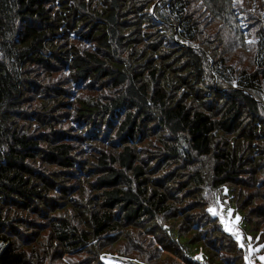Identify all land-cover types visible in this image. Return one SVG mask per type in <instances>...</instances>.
<instances>
[{"label":"trees","instance_id":"obj_1","mask_svg":"<svg viewBox=\"0 0 264 264\" xmlns=\"http://www.w3.org/2000/svg\"><path fill=\"white\" fill-rule=\"evenodd\" d=\"M150 2L0 0V264H46L54 258L50 264H82L68 256L84 251L90 264H100L104 257L122 264H247L244 248L218 222L216 230L210 228L215 230L211 238L204 221L199 229L189 219L185 226H170L167 233L156 226L162 249L157 243L151 250L137 244L134 258L127 250L108 253L100 244L102 238L119 236L124 226L133 224L144 226L135 236L127 232L129 241L138 242L157 214L174 210L168 200L177 199V189L168 186L169 173L153 178L137 158L139 149L133 145L141 141L140 118L151 116L158 130L170 133L172 138L161 133L158 141L167 158L203 163L190 170L196 189L205 182L208 158L215 164L210 175L214 187L247 186V174L256 178L264 168V13L254 18L258 28L250 44L242 37L248 26V19L241 16L243 1L232 5L231 0H158L149 13ZM258 2L264 7V0ZM130 13L135 19L132 28ZM144 20L157 26L151 31L156 42L145 41L148 56L158 61L165 52L175 53L185 61L189 76L176 71L174 83L164 84L158 79L164 66L137 60L140 71L135 60L122 58L123 48L132 57L136 45L145 40L140 25ZM220 34L223 47L224 41L227 47L240 41L248 48V57L240 54L237 61L228 60ZM244 60L250 64L242 69L233 66ZM202 72L207 83L200 94L190 75ZM214 85H223L228 90L225 96L220 97ZM70 86L82 90L74 103ZM106 86L109 91L101 93ZM175 89L184 90L177 100L172 98ZM201 97L199 109L195 103ZM72 121L79 128H73ZM92 129L94 140L107 141L108 147L87 155L81 143L89 140ZM104 132L111 134L112 142L104 139ZM134 136L139 137L137 142ZM84 165L89 170L75 184L76 173L68 169L87 168ZM259 185L256 189L263 187ZM90 189L91 197H83L82 190L88 194ZM194 192L188 204H199L205 220L204 202ZM235 198L230 205L245 221ZM189 205L185 211L191 215ZM193 226L204 232L193 235L198 230ZM261 233L256 235L264 242ZM167 247L176 263L159 259ZM217 251L226 255L225 260Z\"/></svg>","mask_w":264,"mask_h":264},{"label":"rangeland","instance_id":"obj_2","mask_svg":"<svg viewBox=\"0 0 264 264\" xmlns=\"http://www.w3.org/2000/svg\"><path fill=\"white\" fill-rule=\"evenodd\" d=\"M244 2L245 7L244 8V12H242L241 16H243V18L245 17L246 19H248V26L245 29H242L244 32H242V37L244 38V42L245 43H249L248 41H253L255 40V36H254V31L256 30V28H258V21H256L254 18H257V14L258 12L260 13H264V7L260 6L258 0H231L232 5L234 4H238L240 2ZM251 1V2H249ZM158 2V0H151L150 2V6L148 9V12L151 13L152 12V6L154 4H156ZM242 2V3H243ZM246 3V4H245ZM238 6V5H237ZM132 13H130L129 15V23L131 28L134 27V20L132 19ZM244 18V19H245ZM225 21L227 22L226 25L227 27L230 25L231 20H229V15L228 17L225 18ZM141 27L146 31V36H145V40H142L139 42V44L136 45V52L134 53V55L132 57H128L127 56V52L125 51V48H123V52L121 54V56H125L122 58H126L127 60H135L136 62V68L141 70L142 67H140L138 64L139 62L137 60H147V61H151L152 64L157 65L158 68H161L164 66V70H159V76L158 79L160 82L167 84V83H174L175 76H177L176 71L180 72L181 76H189V74L187 75V71H184L185 69V61L184 60H180L179 58H177L176 56H173L175 53L172 52H165L166 57L162 58V59H158V61H156L155 58H151L150 56H148V54H150V51L146 48L145 46V41L147 43H152L156 42V38L153 36L154 33H152L151 31L155 32V30L157 29V26L155 25V23L152 20H148V21H142L140 23ZM228 28H224L222 30L223 34L226 35L229 39V43L230 42V38H229V34H226V32L224 30H227ZM151 35V36H150ZM150 36V37H149ZM153 36V37H152ZM238 39H239V35L236 34L235 35ZM152 37V38H151ZM221 37V34H220ZM149 38V39H148ZM132 39H134V37H132ZM223 38L221 37V45L223 47V42H222ZM135 41V39L133 40V42ZM250 43V44H252ZM206 45H211L208 43H205ZM241 42L238 41V44H236L235 46L232 47H227L225 41H224V49H223V53L224 56L228 57V60H232V61H237L236 59L240 58V54H243V58H247L248 55L247 53H249L248 48L243 47L240 45ZM201 46V44H200ZM199 46V47H200ZM161 50V49H160ZM225 58V57H223ZM132 59V60H131ZM122 60V59H121ZM239 61V60H238ZM248 60H244V62H240L239 64H233V66H235L236 69H242L244 66L250 64V62H247ZM161 62V63H160ZM172 62V63H171ZM247 62V63H246ZM160 63V64H159ZM206 65V64H205ZM63 76H66L67 71L63 70ZM175 74V75H174ZM60 75H57V77H59ZM143 76H146V74L144 73ZM179 77V76H178ZM145 78V77H143ZM190 78L192 79V82L194 83V87L197 88V91L201 94L202 93V89L205 88V84L207 83V81L205 80L206 75L204 72H202V74H193L190 75ZM191 79H188V81H191ZM166 81V82H164ZM184 88H188L187 87V83L186 85H183ZM200 86V87H199ZM209 86V84H208ZM215 86V85H214ZM218 86V87H217ZM215 86L219 92H220V97L221 96H225L226 88H224L223 90V85H217ZM64 87L66 88V90L68 89L67 85H64ZM177 90V89H175ZM180 90V89H179ZM177 90L176 93L172 94V98L174 99H178L180 97V93L183 92L184 90ZM212 90V89H211ZM105 91H109L108 90V86L105 87V90H101V93H105ZM81 91L77 90L76 88H73L70 86V95L72 102L74 103L75 100L74 98L77 97L80 94ZM73 93V94H72ZM82 94H88L87 92H84ZM94 95L92 96H96V94H98V91H96V93H93ZM219 96V95H218ZM197 98V97H196ZM206 98V97H204ZM190 99V98H189ZM202 97L201 99H197L195 104H200L199 102H202ZM224 99V98H222ZM221 100V99H219ZM204 104L209 103V102H203ZM223 103V101H222ZM210 104V103H209ZM208 104V106H209ZM125 106L122 108V111L125 110ZM202 108V105L199 107V109ZM261 112V111H260ZM121 113V112H120ZM118 117H120V115H118ZM154 118L151 116H146L144 118H140V129L142 130V134H140V139L141 141L137 142V136H134L133 140L135 143V148L139 149V152L137 154V158L140 161V164L143 166V168L145 169V171L147 173H151L150 175L155 178L156 176H159L161 174L164 173H169V175L171 176L170 178L171 181L168 182V186L173 188L174 186H176V195H177V199L175 201H173L172 197H168L169 203H173L172 205V211L166 212L167 214H157L155 216V218L157 220L154 221V224L152 223L151 228L147 229V230H143L145 233L144 239L139 238L138 242H136V240H132L129 241V239L131 237H129L127 232H134L133 236L138 234V230H142V228L144 227L143 225H131V226H124L121 230L122 233L119 236H116L114 234L110 235L107 238H102L100 244L103 245V250H108L110 253V251L117 255L121 254L122 252H125V250H127V252L129 253V255L131 257H136V252L137 250H135V246L137 244H139V246H141V248H148V249H153L155 248L156 243L158 244V240H159V233L158 230L155 231V228L160 227L161 230L165 231L167 233V230L170 229L171 227H182L183 225L185 226V222H189L190 220H194L195 224L199 227V229L202 227V224L204 226V222L206 223V228L207 230L209 229V232H207L208 234H206V236L210 235V238L213 237V231H215L217 229V225L216 223L218 222V224L220 223V220L218 217H213L210 213H208L207 209L209 207H217V201H219L224 209H232L233 210V214H232V220H235L236 216L240 217V220L238 222V224L236 225L237 230L240 231L242 233V238H243V243L245 245L244 247V251H245V256L249 255V248H259L260 245H264V242L259 241L258 240V236L256 234L261 233L262 231L264 232V168L261 167L259 168V172L257 173L256 178H253L252 176H254V173H249L247 174L246 178H249V182L247 186H236L235 183H230V185L228 186H232L233 189L230 187H227V185H222V186H218V187H214V185H212V180L213 178L210 176L213 173V168L215 166V164H213V160L211 159L209 161V158L206 161V165L204 166V175H205V179H204V183H202V185L199 188H195L192 184L191 181V174L190 173L191 169L194 170L196 167H201L203 166V163L200 160H194L193 162H176L173 159L167 158L165 155V151L166 149L164 148L162 143H159V138L161 136V133H163L162 135H164V137H168V138H172V136L170 135L169 132H166V130H158L156 127V122L153 120ZM71 125L74 126L73 128H79V125H77V123H75L74 121L71 122ZM94 129H92L90 131V138H88L89 140H87V142H82L81 143V147L83 149V151L89 155L91 152L94 153V149L95 148H99L100 146L108 147V145H106L107 141H103L100 140L101 142L95 141L94 139V133L93 132ZM106 132H104L103 134L105 135ZM74 134V133H71ZM81 133H79L80 135ZM102 134V135H103ZM108 134V133H107ZM105 135V140H110V142H112V136L111 134L109 135ZM103 139V138H101ZM96 146V147H95ZM112 148H108V150H111ZM79 158V156H77ZM85 158V157H82ZM209 161V162H208ZM208 162V163H207ZM79 166V165H78ZM75 167L73 169H68V171L72 172L73 175L76 173L75 179L73 182L78 183L77 179H82L84 178V174H86V170H89V165H84L87 168H79V167ZM76 170V171H75ZM185 170V171H184ZM190 173L189 175L186 173ZM252 177V178H251ZM88 178V177H85ZM93 178V177H92ZM80 180V181H82ZM72 181V180H70ZM93 181V179L91 180ZM260 182V185L257 183ZM261 186L263 185V187L256 189L257 185ZM262 182V183H261ZM71 183V182H70ZM72 184V183H71ZM255 184V186H254ZM181 186H184V188L182 189V191H179ZM87 189V188H85ZM226 189V192H225ZM199 193L198 196H200V200H202V202H204V208L203 209L205 212V220H201V215L199 212V204L198 205H194L191 206L188 204V202H191V200L195 197L196 191ZM84 193L82 194L83 197L87 196V197H91L92 194V189H90L88 191V194L85 190H82ZM90 192V193H89ZM95 192V191H94ZM235 200H237V204L238 206H241L242 211L244 212L245 216H246V220L244 221L242 215L239 213V211L237 210V208L231 204V198L236 197ZM94 204H92L93 206ZM187 205H189V212H192L193 214L189 215L186 214V207ZM182 211V212H181ZM174 212L180 213L181 215H174V216H170L171 214H173ZM241 212V211H240ZM242 213V212H241ZM188 215V219L187 216ZM225 216H227V212L224 213ZM170 216V217H169ZM199 219L196 220V217H199ZM204 221V222H203ZM208 221V222H206ZM193 222V223H194ZM142 223V221L140 222ZM246 223H249L248 228H251L252 231H250L247 226ZM173 224V225H172ZM221 224V223H220ZM222 225V224H221ZM157 226V227H156ZM216 227L215 230H211L210 228L212 227ZM223 226V225H222ZM198 227H192V229L197 228ZM204 227V228H205ZM196 230L195 233L193 235H197L199 232H204L201 230ZM263 234V233H261ZM205 235V234H203ZM234 238V237H233ZM251 238V239H249ZM42 240V237H39V240ZM235 239V238H234ZM153 240V241H152ZM236 240V239H235ZM159 248L160 244H158ZM42 248V247H41ZM168 248V247H167ZM162 249V248H161ZM169 250V251H168ZM168 250H162L160 251V253L158 254L159 259L161 258V260H166V259H171L170 257V249L168 248ZM85 252V251H84ZM78 253V255H71L68 257H72V259L76 260L77 262H82V264H90L89 259L87 258V255L85 253ZM87 253V252H86ZM217 255L219 254V252H216ZM221 255V254H219ZM264 255V250H260L259 252H254L251 254L252 259H253V264H261L260 260L258 259V256ZM94 257L95 253L92 255H89V257ZM145 256V255H144ZM196 256H200L199 253L196 254ZM226 255H221L220 257H222L223 260L224 257ZM66 257V258H68ZM139 258V257H137ZM69 259V258H68ZM136 259V258H135ZM54 260L56 261V259L54 258ZM108 260H111L109 257H104V259H102V261H99L100 264H111L112 262H108ZM140 262H146L144 261V259L142 260L141 258L137 259ZM148 260V259H145ZM172 262L174 261L176 263L175 260L178 259H171ZM55 261H51L50 263H54ZM49 262H47L46 264H50ZM152 263V262H151ZM45 264V263H44ZM91 264H96L95 263H91ZM163 264H170L168 261H163ZM229 264H232V262H229ZM235 264V262H234Z\"/></svg>","mask_w":264,"mask_h":264},{"label":"snow or ice","instance_id":"obj_3","mask_svg":"<svg viewBox=\"0 0 264 264\" xmlns=\"http://www.w3.org/2000/svg\"><path fill=\"white\" fill-rule=\"evenodd\" d=\"M252 43V41H248ZM226 192V189H225ZM217 207H209L207 209L208 213H210L213 217H218L220 223L223 225V229L225 232L229 233L231 237H234L241 248H244L245 245L243 243L242 233L237 230L236 225L238 224L240 217L236 216L235 220H232V209H224L223 205L217 201ZM225 212H227V216H225ZM251 239V238H249ZM261 249H264V245H260L259 248H249V255L245 256V261L247 264H253V259L251 254L254 252H259ZM197 259H201V257H196ZM261 264H264V255L258 256Z\"/></svg>","mask_w":264,"mask_h":264},{"label":"built area","instance_id":"obj_4","mask_svg":"<svg viewBox=\"0 0 264 264\" xmlns=\"http://www.w3.org/2000/svg\"><path fill=\"white\" fill-rule=\"evenodd\" d=\"M242 27H244V26H243V22H242ZM108 262H109V263L112 262L111 264H122V263L119 262V261L108 260Z\"/></svg>","mask_w":264,"mask_h":264}]
</instances>
